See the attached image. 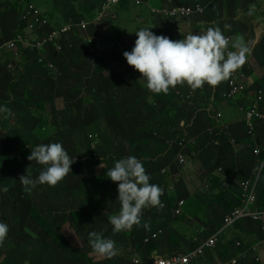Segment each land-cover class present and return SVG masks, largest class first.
<instances>
[{"label":"rangeland","instance_id":"rangeland-1","mask_svg":"<svg viewBox=\"0 0 264 264\" xmlns=\"http://www.w3.org/2000/svg\"><path fill=\"white\" fill-rule=\"evenodd\" d=\"M29 2L45 15L49 12L47 0ZM14 4L4 5L15 15ZM121 15L133 23L124 30L118 29L116 43L96 45L98 51L88 55V59L81 52V61L70 62L73 70L63 71L58 82L57 75H44L36 67L35 56L28 53L24 61L31 63L29 70L20 77L17 70H12L1 87L0 107L10 112L0 113V128L3 129L0 160L5 153L10 162L0 161V222L9 226L5 242L0 245V264H99L102 255L96 254L88 244L90 231H103L104 236L116 242L117 254L106 257L105 264H135L137 259L143 264H152L159 258V251L144 245L140 247L139 243L140 234H145L150 225L158 226L164 233L160 249L156 250L183 251L190 248V244L180 238L189 237L193 231H197L196 237L203 238L214 223L212 220H218L228 208L226 202L215 201L211 191H202L200 183L193 180L196 177L192 174L195 172L193 163L189 173L186 169L182 172L183 168L178 169L177 178L175 174L170 176L169 167L165 165V160L173 157L175 150L166 144L167 137L160 136L159 131L175 128L180 122L186 129H192L198 123L196 119L206 114L204 104L198 102L196 108L193 104L189 106L188 96H192V90L184 84L170 87L167 94L151 93L140 79V73L128 65L122 55L134 46V32L139 28L151 27L157 35L178 40L186 35L184 31L217 27L216 18L211 15L208 17L211 24H192L188 28L181 23L160 26L140 23L134 17L128 18L127 14ZM232 15L229 18L234 20ZM162 26L174 31L165 32ZM242 69L247 71L245 67ZM203 86L199 90L205 95L208 91ZM230 113L234 112L230 110ZM194 131L197 135V130ZM11 134L22 145L23 154L11 148ZM219 136L220 133L214 139L221 140ZM52 142L62 143L69 156L75 158L71 172L55 186L38 184L26 190L18 177L24 173L35 178L42 167L27 159L31 149ZM248 153L246 148H218L212 140L198 157L209 171L221 165L228 173L233 157H244ZM128 155H135L142 161L150 175V183L165 180L169 187L165 189L163 185L160 205L142 210L139 224L129 230L113 232L108 218L118 214L120 203L116 199L117 182L111 181L107 173L114 161ZM203 155L213 158L204 161ZM177 179L186 180L182 194L187 203L185 215L180 218H174L173 200H170V185ZM106 208H111L110 212ZM56 214L58 224L54 222ZM207 219L210 223L206 224ZM173 245L176 246L172 248ZM219 253L216 251V257ZM261 255L264 258L263 252Z\"/></svg>","mask_w":264,"mask_h":264},{"label":"clouds","instance_id":"clouds-1","mask_svg":"<svg viewBox=\"0 0 264 264\" xmlns=\"http://www.w3.org/2000/svg\"><path fill=\"white\" fill-rule=\"evenodd\" d=\"M28 1L29 0H18L16 2V0H0V5L5 3L7 4L8 2L16 3L14 9L16 13L15 15L8 8L6 10V13L8 14V12H10L11 16L13 17L12 29L9 31L8 36L4 37L1 35V32L3 31L1 29L0 23V44L15 37L16 31L19 29L20 10L23 8L24 3ZM106 1L107 0H89L90 4L88 3L82 5L80 9L76 10V14L84 13V19L91 18L99 12L101 5H105ZM136 1L139 2V6L134 4V0H119L116 3L109 5L107 9V17L102 21L101 24L97 26L95 35L98 36L102 31L107 30L113 35L112 41L116 43V25L119 23L120 11L123 6L127 5H130L131 9L140 8L143 4V1ZM195 3H199V0L189 3H177L176 0H166L164 3L159 4L158 6H147V10L152 17L155 19H160L163 24L186 23L194 19L202 18L209 7V3L204 2L205 5L208 6L206 7L202 16L178 21L165 20L162 16L152 13L151 9L170 4L193 5ZM35 7L40 10L37 6ZM92 7L93 9L89 11L88 9ZM40 11L44 14L42 10ZM49 14L50 12L47 13V16H49ZM110 14L115 15L114 21L110 20ZM67 18L71 17L59 10L57 12H53V18L50 19V21L64 22ZM150 29L151 27H142L135 31L134 33L136 35V39L134 41V46L130 51H124L122 55L127 64L132 66L134 70L140 73V79L145 81V86L151 93L167 94L170 87H174L178 84L187 85L192 90L191 95L198 94L200 92L199 88L204 84L210 85V87H206L210 90H214L210 101L208 103H203L206 107V114L203 118L196 119L198 123L195 124L192 129H186L183 125H180L181 122L175 128H171V131H175L180 134V140L176 144L170 145V148L177 149L179 152H181L183 149L182 147H188L189 149L190 146L192 148L191 157L193 156L194 158L201 161V159L198 157V154L202 152L203 147H206L207 144L211 143L212 140L217 144V146H219L221 142L227 140H215L214 138H216V135L219 133L220 135L221 133H224L228 137H231L232 148H246L248 149L249 153L251 152L252 147L261 148L257 144H251L252 147L242 143L236 144L235 139L232 138L235 127L239 126L240 124H244L242 121L243 115L241 113L240 107L242 105L244 106L246 102L254 100L257 94L264 93V86L261 88H257L255 86L254 96H249L250 88L243 78V69L240 67L245 63L246 54L249 52V49L243 43L242 38H237L234 41L231 34H228V36L223 35L219 27H208L206 30L200 31L198 33H189L182 39L172 40L168 36L157 35ZM58 43L62 47V50L59 52L56 51L53 44H51L49 47H46L45 52L41 54H38V52L22 49L20 46L17 51H5L0 57V70L5 68L7 69V73L10 75V71L8 69V67H10L11 71H18L19 77L24 75V72L30 68L29 66V68L26 70L25 65H31L30 62H25L24 58L28 53H31L37 60L36 67L44 75H57L58 82L63 71L73 70V66L69 64L70 62L81 61L82 52L80 43L75 38H72L66 43L60 39ZM99 43L100 40L94 42V44L98 46L104 43L110 44V42L108 43L105 41H103L101 44ZM230 45L234 50H228ZM97 51L98 50L96 47V52ZM46 52H50V54L53 55V60L45 54ZM19 53H25L24 57L20 58ZM85 57L88 59V56ZM225 79H227L226 82ZM230 80H235L238 84H244L246 87L245 91L242 94L237 93L227 97L230 90ZM191 104L194 105V108L197 107L196 103L190 102L189 106ZM230 110H232L234 114H237V119H239V121L235 122L234 119H231L230 116L232 114L230 113ZM5 112H10V110L0 107V113ZM190 112H192V110ZM228 116L230 119H228ZM194 130H197V135L194 134ZM197 136H201V138H197ZM187 153H190V149ZM187 153H181L177 156L178 163V158L181 155H184L185 163L188 162L189 159L187 158ZM238 158L240 159L243 157ZM27 159L29 161H35L42 167L38 176L35 178H32L30 175H26L24 173L18 177L20 183L25 187L26 190L38 184L55 186L69 172H71L70 166L75 160V158L73 159L69 156L67 150L60 142L39 144L35 146L31 149ZM214 172H217L220 174V176H223V167L219 165L211 172L208 168H206L205 163L201 164V170L198 171V174L201 181L204 182L202 191L208 192L211 190L213 180L210 181L207 173L214 174ZM263 173L264 164L260 165L258 162V165L252 176L256 177V179L253 181V184L252 182L242 183V181H240L239 186L243 189V191L240 192L242 200L241 206L235 208L231 213L225 216L223 225L220 229L215 228L214 223H212L210 226L208 224L209 227L207 233L203 238L200 236H195L194 239L191 238L190 240V248L183 251L179 250L178 253H172H192L210 237L218 235L215 248L211 250H205L203 255L198 256L191 264H214L213 262H210V258L218 259L220 264H241V260H252L255 264H262L263 259L260 249L264 246V242L255 245L252 249L242 253L239 257L232 259L224 258L220 253L218 254L219 257H216V251H219L220 236L223 232L231 229L241 220H251L249 217H243L235 221L233 225L226 226L225 220L227 218H232L233 214L236 212L244 213L254 212L256 210H264V206L261 208L257 206L258 189L260 186H263L264 188ZM107 176L111 181L117 182L116 199H118L120 203L118 214L112 215L108 218L109 223L112 225L113 232L131 229L133 225L140 223L142 210L144 208L161 204L160 196L163 193L162 188L158 184L150 183V175L146 172L142 161L139 160L135 155H128L114 161V165L108 170ZM173 200L175 203L177 198ZM181 200L185 202L182 208V215L178 217L174 216V218H180L185 215L184 209L186 208L187 199L184 198ZM173 209L174 205L171 208V211ZM56 218L58 220V216ZM212 221L214 222L215 218ZM207 223H210L208 219L206 221V224ZM261 228L264 231V227L262 225ZM8 232V224L0 222V245L4 244ZM87 236L90 248L96 254L102 255L98 259V262H100L99 264L107 263L104 261L106 257H112L117 254L118 249L116 247V242L104 236L103 231H90ZM150 244L145 245L146 248H148ZM236 247L240 248L241 244L237 243ZM167 257L168 254L159 256V258H157L152 264H156L160 260H166L168 259ZM135 264L143 263L137 259ZM216 264L219 263L217 262Z\"/></svg>","mask_w":264,"mask_h":264},{"label":"built area","instance_id":"built-area-1","mask_svg":"<svg viewBox=\"0 0 264 264\" xmlns=\"http://www.w3.org/2000/svg\"><path fill=\"white\" fill-rule=\"evenodd\" d=\"M119 0H107L105 5H101L99 12L91 18H78L73 20L67 18L64 22H51L49 17L38 10L29 1L24 3L23 8L19 14V29L16 31L15 37L0 44V57L5 51H17L20 48L41 54L45 52L46 47L51 44L55 46L57 52L62 50L61 45L58 43L60 39L64 43L75 38L79 41L82 52L85 56L94 55L96 52L95 41L100 40L114 44L113 35L107 31H102L98 36L95 35L96 28L107 17V9L109 5L118 2ZM134 4L139 6V2L134 0ZM208 5L204 1L199 0V3L193 5H163L158 8H152L151 12L162 16L165 20H186L194 17H200L204 14ZM110 20H115V15L110 14ZM229 40V38H228ZM25 54V53H24ZM230 90L227 97L234 94H242L246 87L244 84H238L235 80L229 81ZM243 115L242 121L245 124L247 135L251 141L257 140V127L264 122V93H259L254 100L246 102L244 106L240 107ZM252 147L251 144H248ZM253 154L260 156L263 149L252 147ZM179 163H185L184 155L179 158ZM260 165L264 164V160L258 159ZM185 202L177 199L174 203L173 215L178 217L182 215V208ZM249 217L252 221L260 223L264 227V210L254 212H236L232 218L225 220L226 226H231L235 221ZM158 232L148 229L146 236L143 238L145 245L151 243L152 240L157 239ZM217 236L214 235L202 243L194 252L186 254H168V259L160 260L156 264H191L198 256L203 255L205 250L215 248L217 243Z\"/></svg>","mask_w":264,"mask_h":264},{"label":"crops","instance_id":"crops-1","mask_svg":"<svg viewBox=\"0 0 264 264\" xmlns=\"http://www.w3.org/2000/svg\"><path fill=\"white\" fill-rule=\"evenodd\" d=\"M47 1L49 3V6H50V8L47 9V11L55 12L56 5L54 4V1L53 0H47ZM59 1L62 5H65L64 1H71V0H59ZM82 1L83 0H79L77 2L78 3L81 2V4L84 5V1L83 2ZM142 1H143V4L138 9H136V8L131 9L130 5L129 6L128 5L123 6L121 11H120V15L122 13L127 14L128 18H129V16L132 18L134 17L140 23L141 22H144V23H150L151 22V23L155 24L156 26L163 25V23L160 21V19H155L154 17H152L148 13L147 6H152V7L158 6L159 4L164 3L166 0H142ZM194 1H197V0H176L177 3H189V2H194ZM202 1L209 3L208 4L209 7H208L205 15L202 18L194 19V20H191L189 22L181 23V24H183V26H188V28H189V25H192V24H204L207 26L208 24H211V22L209 21V18H211V15H212V17L216 18V20H215L216 25H217V27H219L221 29L223 35L228 36V34L229 35L231 34L234 41L237 38H242V41L246 45V47L249 49V52L246 54L245 63L243 65H241L240 67H245V70H247V71L243 70L242 75H243V78L246 81L248 87L250 88L249 96L253 95L255 93V91H254L255 86H258L259 84L264 86V0H213V1L202 0ZM8 3H11V5L13 4L12 2H8ZM14 5H16V3ZM5 7H6V5H4V4L0 5V23L3 20H5L7 17V24H8L7 30L5 32H1V35L4 37L9 35V31L12 29V22H13V17L11 15L8 16V14L6 13L7 8H5ZM3 10H4V12H3ZM232 13H233L232 16L235 17L234 20L229 18V15H231ZM129 23H133V21L130 22L129 20H127V18L125 16L121 15V17H119V25H117L116 33L118 32V29L124 30ZM162 27H163L165 32L174 31L171 28H168L166 26H162ZM192 32L197 33L200 31L196 32V31H192V30H187V31H184V35L185 34L187 35V34L192 33ZM178 34L181 36L183 35L180 32H178ZM228 50H234V49H232L231 45H230ZM8 69L11 72V68L8 67ZM8 75L9 74L7 73V69L2 68L0 70V91H1V87L3 85V81L5 79H7ZM227 79H225V82ZM199 99L201 101H204V98L202 96H199ZM211 103H212V101H211ZM230 117H231V119H234L235 122L239 121V119H237V117H238L237 114L233 113ZM228 119H230L229 116H228ZM182 148L183 149L181 152H179L177 149H174L175 152H172L173 157L165 160L166 161L165 165H167L169 167L170 176H173V174H175L174 177L177 178L179 176L180 172H182L184 169H186L188 173L191 172L192 167L190 164L193 163L194 167H195V172H192V174H194V176H196V177H194L193 180L194 181L197 180V182L200 183V186L202 187L204 185V182L201 181V179L199 178L198 171L201 170V164L204 162L202 160L199 161L198 159L194 158L193 156L189 159V157L191 156L192 148L190 150V153H187L189 150L188 147H182ZM218 148L225 150L224 147H218ZM181 153H187L188 154L187 158L189 160L184 165H180L177 161V156ZM155 158L157 159V157H155ZM212 158L213 157L211 155H203L204 161H206L207 159H212ZM180 168H183V169L179 172L178 169H180ZM214 174L217 176H220V174L217 172H214ZM166 182L167 181H165V180H164V182L159 181V180L157 181L158 185L161 188L164 185V188L168 189L169 185H166ZM178 183H179V185H177ZM183 184H186V180L177 179L176 182H172V184L170 185V189H171V194H170L171 199L170 200H173L175 198L184 199V197H183L184 194H182ZM176 193H180L181 196L180 195L174 196V194H176ZM110 209L111 208H106V210L109 212H110ZM55 212H59V211L55 210ZM57 216H58V214H56V217ZM56 217L54 219V222H55V224H58V220ZM147 228H148V226H147ZM149 228L152 231L159 233L157 236V239L151 241V244H153L152 247H160L159 243H160L162 237L164 236V233L161 232L162 229L160 228L161 229L160 230L158 228V226H155V225L153 227H152V225H150ZM146 232H147V230H146ZM146 232H145V234H146ZM196 234H197V231H193L191 233V235H189V237L186 238V236L184 235L185 237L180 238V239H183L190 244L191 238L194 239ZM139 243H140V247L142 245L145 246V244L143 242V238L140 239ZM168 246H169V243H167L166 247H168ZM260 250H261L260 253L263 252V255H264V246L261 247ZM155 251H159V256L172 253L170 250H167V252H163V251L155 249ZM148 253L152 254L150 252H148ZM153 256H156V255L153 254ZM262 259H263L262 264H264V258H262ZM210 262H213L214 264H216L218 262L220 264L219 260L216 258H210Z\"/></svg>","mask_w":264,"mask_h":264},{"label":"trees","instance_id":"trees-1","mask_svg":"<svg viewBox=\"0 0 264 264\" xmlns=\"http://www.w3.org/2000/svg\"><path fill=\"white\" fill-rule=\"evenodd\" d=\"M55 7V12L62 11L66 15L70 16L73 20H77L78 18H83L85 16L84 13H78L76 14V10L80 9L83 4L81 2H77L79 0H71V1H64L65 5H62L59 0H53ZM84 4H88L89 0H83ZM82 1V2H83ZM88 2V3H87ZM94 3V2H93ZM95 4V3H94ZM49 19L53 18V11L49 14ZM8 28L7 19L3 20L1 22V29L3 32H5ZM50 59L53 60V55L50 54V52L45 53ZM20 58L24 57L23 53H19ZM30 64L25 65V69L27 70L29 68ZM203 88L207 89V93L204 95L201 92L198 94L203 95L204 101H201L199 99L198 94H194L192 96L188 97V104L190 102L193 103H208L210 101V98L214 92V90H210L206 86H203ZM261 131V134H260ZM0 133H3V129L0 128ZM9 133V132H8ZM167 133V134H166ZM160 136H166L167 141L166 144L168 146L172 144H176L180 140V134L175 131H171V127L164 130L159 131ZM158 133H155V136H157ZM221 139H228L229 137L221 133L219 136ZM21 138V137H20ZM232 138L235 139L236 144H257L261 148L264 149V122H261L260 125L257 127V140L255 142L251 141L250 137L247 135V131L245 128V124H240L239 126L235 127L233 130ZM164 139V138H163ZM10 146L13 149V151L17 154H23L22 145H19L17 141L14 140L13 134H11V140H10ZM218 147H224L225 149L232 148V142L231 140H225L219 144ZM225 156H227V153H225ZM258 159L264 160V150L260 156H255L251 150V152L246 155L243 158L233 157V159L230 161V168L228 173H225L223 171L224 176H215L214 174L207 173V176H209L210 181H212L211 185V194L213 196V199L215 201L221 199L222 201L226 202L228 204V208L222 211L221 216L218 218V220L214 221L215 228L220 229L223 225L224 218L226 215L231 213L235 208L240 207L242 200H241V193L243 189L239 186L240 181L242 183L252 182L256 179V177H252L253 173L258 165ZM1 162L5 161L6 163H9V158L5 153L1 154ZM264 176V173H263ZM174 205V200L172 201V207ZM258 207L264 206V188L263 186H260L258 189ZM171 207V208H172ZM219 210V209H217ZM216 219V218H215ZM144 234H140L139 239L144 238ZM42 244L45 245L46 248L50 249L51 247H48L45 243L42 241H39ZM264 242V231L261 228V225L258 223H255L251 220H241L238 223L235 224L234 227L231 229L226 230L223 232L220 236L219 246H223V248H219L220 254L226 258V259H232L239 257L242 253L252 249L255 245ZM240 243L241 247L237 248L236 244ZM153 244H150L148 248H159L160 247H152ZM176 246H171L172 248ZM70 248V247H69ZM68 248V249H69ZM177 248H179L177 246ZM176 250V249H175ZM174 251V250H173ZM179 250H176L175 253H178ZM39 256L43 257L42 254H39ZM59 260V258H57ZM241 264H255L252 260L247 261H240Z\"/></svg>","mask_w":264,"mask_h":264}]
</instances>
